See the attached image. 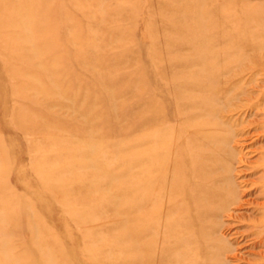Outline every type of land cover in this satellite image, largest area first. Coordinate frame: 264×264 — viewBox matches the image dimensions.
Returning <instances> with one entry per match:
<instances>
[{"label":"rangeland","instance_id":"1","mask_svg":"<svg viewBox=\"0 0 264 264\" xmlns=\"http://www.w3.org/2000/svg\"><path fill=\"white\" fill-rule=\"evenodd\" d=\"M211 65L229 74L211 82ZM212 84L218 104L252 91L229 105L246 119L235 149L253 143L249 185L264 168V0H0V264H180L175 212L158 221L164 199L143 193L150 156L166 146L171 173L185 150L187 97ZM260 211L211 218L220 254L199 248L196 264H264Z\"/></svg>","mask_w":264,"mask_h":264},{"label":"bare ground","instance_id":"2","mask_svg":"<svg viewBox=\"0 0 264 264\" xmlns=\"http://www.w3.org/2000/svg\"><path fill=\"white\" fill-rule=\"evenodd\" d=\"M209 68L214 80L209 76L206 79L211 80V82H215L219 75H225L229 71L227 65H211ZM197 78L200 82L204 80L200 77ZM213 84L208 89L210 94L205 98L187 97L189 101H187L188 104L184 114L188 119L185 123L184 131L190 138L185 142V146H181L185 150L183 151L180 148L179 143L175 144L174 149L171 148V150H175L170 155L174 161L172 168H169L171 173L168 171L163 173L158 170L160 157L167 156L169 153L166 146L160 152L155 151L154 156H150L152 157L150 165L156 172L147 176V180L151 184L149 183V188H146L143 193L144 199L148 203L152 199H164L156 207L155 218L158 221L164 219L165 215L175 212L176 221L179 223L177 225L179 234L176 240L177 245H179L178 249L181 251L178 259L180 264H196L198 262L197 251L199 248L206 247L209 250V258L213 256L212 254H220V247L215 245V239L210 235L215 228L211 218L220 214L223 210L235 211L237 207L247 205L250 209L261 210L262 216L259 221H264V202L258 201L259 198L264 199V168L259 175L261 179L258 181L251 180L248 185L249 180L246 177L248 173L245 172L244 166L249 154L253 151L251 148L253 143L252 141L249 142L246 147L240 144L246 148V152H243V148L235 149L238 140L244 139L243 133L246 134L247 132L238 130V127L234 128V126L241 125L246 119L243 117L240 120L239 118L232 119L234 111L238 108L235 106L229 109L234 97H239L241 100L240 94L244 93L245 99L248 101L252 91L240 90L239 94L235 93L226 102L218 104L217 99H221V96L215 98L218 92L214 89ZM228 84L230 85L228 92H230L229 90L233 84ZM220 91L222 90L219 89ZM251 98L254 97L251 96ZM243 104L239 105L243 107ZM250 106L248 107L250 109L255 107L251 109L250 113L256 115L254 109L258 110V105L250 103ZM196 109H198V112L195 111ZM253 120L256 122V119ZM253 127L255 130L259 129L260 132H263L264 116L262 121L253 125ZM178 148L182 151L178 150ZM166 180H169V185H166L165 188L160 186ZM171 194L174 195V198L169 199L168 195ZM165 200L171 201L169 203L172 204L170 210H164ZM146 219L151 223L154 217L149 215ZM206 233H208L209 237H207ZM163 237L165 239L168 238L167 235Z\"/></svg>","mask_w":264,"mask_h":264}]
</instances>
